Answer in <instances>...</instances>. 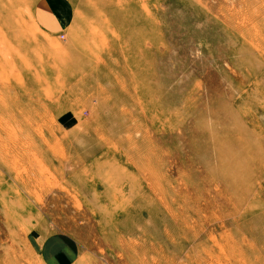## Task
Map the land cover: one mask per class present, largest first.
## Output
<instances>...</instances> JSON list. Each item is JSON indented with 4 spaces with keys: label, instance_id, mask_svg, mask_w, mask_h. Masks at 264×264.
Segmentation results:
<instances>
[{
    "label": "rangeland",
    "instance_id": "obj_1",
    "mask_svg": "<svg viewBox=\"0 0 264 264\" xmlns=\"http://www.w3.org/2000/svg\"><path fill=\"white\" fill-rule=\"evenodd\" d=\"M0 264H264V0H0Z\"/></svg>",
    "mask_w": 264,
    "mask_h": 264
},
{
    "label": "crops",
    "instance_id": "obj_2",
    "mask_svg": "<svg viewBox=\"0 0 264 264\" xmlns=\"http://www.w3.org/2000/svg\"><path fill=\"white\" fill-rule=\"evenodd\" d=\"M63 252H65V249H62V250H60V253H63ZM59 255V254H58ZM61 255V254H60Z\"/></svg>",
    "mask_w": 264,
    "mask_h": 264
}]
</instances>
